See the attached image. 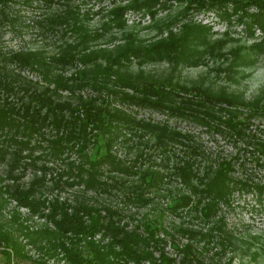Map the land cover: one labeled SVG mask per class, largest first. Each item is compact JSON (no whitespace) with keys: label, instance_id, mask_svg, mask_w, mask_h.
Wrapping results in <instances>:
<instances>
[{"label":"rangeland","instance_id":"1","mask_svg":"<svg viewBox=\"0 0 264 264\" xmlns=\"http://www.w3.org/2000/svg\"><path fill=\"white\" fill-rule=\"evenodd\" d=\"M129 1L53 0L50 4H46L42 0H34L31 4H27L22 0H8L4 12L0 11V51L5 56L13 51L24 50L42 51L45 56L57 54L65 42L75 44L79 40V36L74 32H64V28L58 24H51L49 18L53 14L65 9L69 4L73 10L85 14V23L89 30L93 31L101 28L102 21L107 19L110 8L115 5L127 4ZM159 1L154 7V14L146 10L126 9L124 30H132L140 42L148 44L168 37L169 30L180 33L184 22L199 23L208 27L210 41L224 40L220 49L226 52V57L206 54L203 56L202 62L193 65L183 63L173 65L166 60L140 62L133 55H129L127 60H121L122 70H129L137 74L138 70L142 69V76H146L140 81L143 85H149L152 80H155L156 83L172 80L188 86L193 83L201 87L206 86L212 91H217L219 86H224L228 92L239 95L244 102L258 99L260 104H264V50L260 53L246 52V59L238 63H232L231 54L228 51L230 48L246 46L260 40L264 36V29L253 24L251 30L248 31L244 22L246 18L241 20L236 13L223 15L213 8L206 7L186 9L185 0ZM1 7L3 5H0ZM230 7L231 2H228L227 10ZM255 10L256 7L253 4L247 7L248 12ZM108 31H105L100 37L88 41V45L83 51L88 52L90 49L97 48L112 50L125 42L124 31L115 28V26L110 27ZM80 48L81 46H78V50H82ZM6 62H8L7 68L12 70L11 72H20L40 84L45 83L38 70L27 66L20 68L13 61ZM87 64L90 67L91 63ZM82 67L81 61L75 60L70 66L67 64L61 69L53 68L54 72L61 71L65 75L73 74V80H76L72 89H60V95L75 103L79 96H95L99 93L110 101L111 106H116L125 113L126 116L122 115L118 118L119 130L117 131L119 134L112 144L111 142L108 144L106 150L109 148L116 157L121 159L124 165L128 166L127 170L112 168L106 162L101 163L97 177L104 184L86 188L82 182L75 180L73 174L68 175L61 172V169L66 168L68 162L66 159L72 160L75 164L81 160L76 151H67L69 154L64 160L66 156L64 150L61 155L64 157L61 161L59 158L50 157L48 141L50 135L48 132L52 130V134H54V130L49 125L48 132L44 137L41 138L38 134L32 137L30 141L33 148L31 157H33L36 166L27 164L20 179L23 184L30 183L34 172L38 174L41 172L40 168L42 167L38 166L45 164L47 168L44 172L45 178L41 183L38 182V190L34 192L36 197L44 201L40 206L42 213L33 212L27 205L18 204L15 198L7 197L6 201L0 202V222H5L15 234H18V222L14 218L19 219L28 231H33L43 224L53 228L50 215L51 207H49L48 201H53L55 197H58L59 200H67L74 204L83 195L84 200L99 210V218L103 224H106L110 217L121 224L125 222L126 229L135 228L140 235L147 234L149 225L164 226L170 234L158 229V235L165 237V244L162 247L175 257L176 263H179L183 258V251L171 246L170 242L173 239L170 235L173 234L180 244L188 240L175 229L182 226L206 231L212 221L220 215L225 229L231 233L230 243L219 240L217 232L213 230L204 248L198 246L202 241L193 246L196 258L204 264H211L213 261L223 264L228 258H230V264H264V191L258 196L254 189L251 191L232 190L228 203H219L220 209L210 215L207 220L201 216L200 205L195 209L188 210L191 201H189V205L177 207L176 211L171 210L180 194H188L192 201L198 195V191L193 194L191 189L182 182L181 175L183 173L172 166L179 157L195 154L193 166L200 174L204 166L211 165V169H214L216 162H220L221 159L228 160L230 156H233L231 158L233 166L231 174L236 177H247L256 182H264V165L258 164L264 161V157L260 156V153L252 147L254 143L251 144V141H264V113L251 115L244 128V133L248 136H239L227 127L224 119L229 117L230 113L233 114L234 119L247 117L248 111L243 107L227 104L224 101H215L211 106L212 115H214L212 118H206L209 120L206 123L199 116L196 118L191 115H175L163 108L136 102L130 98L119 99L114 95H107L104 90L99 91L89 83L80 82L83 75L78 74L77 69ZM110 79H114L113 74L110 75ZM121 89L136 96H142L140 90H134L128 86L121 87ZM179 95L197 99V95L183 91L177 95L174 94L175 99L179 98ZM11 96L9 98L14 99V102L20 101V99H16L18 97L16 93ZM192 105L198 108L194 103ZM203 106L206 107L207 104L203 103ZM203 106L199 105V108L203 109ZM139 121L149 123L148 127L143 126ZM126 124H130V128ZM154 125H166L182 133L191 134V140L186 137L181 140L190 141L195 147L186 148L179 140L166 139L159 130L155 129ZM94 130L92 128L87 131V137L90 138L86 145L88 155L96 150V145H93ZM108 135L109 132L105 131L101 140L103 145L106 144L105 139ZM250 135L251 137H249ZM36 139H39V146L34 144ZM164 139L168 142L166 147L160 143V140ZM22 150L25 154L27 148H22ZM11 158L12 155L7 151L4 159L0 160V177L4 176L8 170ZM255 159H258V163L255 162ZM25 160H29V158L26 157ZM148 166L164 172L163 181L156 186L145 187V189L138 188L137 184L142 181V177L136 170H142ZM169 173L172 174L168 176ZM191 178L193 183H197L198 178L195 176H191ZM56 180L58 184L54 183ZM142 183L145 184L144 181ZM137 192L143 193L145 197L143 201H133L131 196ZM107 208L119 211L121 214L119 219L114 214H107ZM84 220L85 222L90 221L87 215L84 216ZM18 237L24 245L25 252L32 258L45 259L48 264H66L64 259L59 258L61 253H59V257L47 256L43 250L38 249L32 243H27L29 241L27 237L23 235ZM89 237L90 235H87L86 238L90 239ZM91 238L99 243H107L111 239V234L104 231V227H100ZM114 244V248L118 250L120 247L116 241ZM81 247L84 254H87L85 246ZM159 247L153 244L149 245L155 256L159 254ZM32 258L18 261L14 259L13 264H34ZM3 260L4 257L0 253V264ZM192 263L197 264L195 261ZM129 264H149V260L141 258L137 262L130 261Z\"/></svg>","mask_w":264,"mask_h":264},{"label":"trees","instance_id":"2","mask_svg":"<svg viewBox=\"0 0 264 264\" xmlns=\"http://www.w3.org/2000/svg\"><path fill=\"white\" fill-rule=\"evenodd\" d=\"M22 1L31 4L34 0ZM42 1L50 4L53 0ZM7 2L8 0H0V5H3L0 8L1 12H4ZM159 2V0H130L127 4L115 5L108 10V17L102 21L101 28L93 31L89 30L85 23V14L81 13V15L78 10H73L68 4L65 9L53 14L49 21L51 24L55 23V25L62 26L64 32L69 31L77 34L79 40L75 44L65 42L61 46V51L51 56H45L42 51L31 50L13 51L5 56L0 51V160L4 159L7 151L12 155L8 163V170L4 176L0 177V202L6 201L7 197H13L18 204H25L33 212L42 213L40 206L43 205L44 201L36 197L34 192L38 190V182L41 183L45 178L44 172L47 169L45 164L38 166L39 168L42 167L40 168L41 172L40 174L34 172L30 183L23 184L20 179L27 164L36 166L33 157H31L33 148L30 141L32 137L37 134L41 138L44 137L48 132L47 127L49 125L54 130V134H52V130L48 132L50 135L48 137L50 157L59 158L61 161L64 155H66L64 160L68 157L69 152L67 151H76L81 160L75 164L72 160L66 159L68 161L66 168L61 169V172L68 175L73 174L75 180L82 182L86 188L96 187L103 183L97 177L101 163L106 162L112 168L127 170L128 166H125L121 159L116 157L109 148L106 150L108 144L110 142L112 144V141L114 142L119 134L117 131L119 130L118 118L125 113L120 108L111 106L110 101L99 93L95 96H79L75 103L60 95V89H72L76 80H73V74L65 75L61 71L54 72L53 68L61 69L67 64L70 66L75 60H80L83 66L77 69L78 74L83 75L80 80L83 84L89 83L97 90H104L107 95L111 94L119 99L130 98L136 102L163 108L171 114L191 115L196 118L199 116L203 118V122H206L209 121L206 118H212L214 115H212L211 106L215 101H224L227 104L243 107L248 111L246 114L248 118L234 119L233 114L230 113L224 121L236 135L248 136L244 133V128L250 116L264 113V104H260L258 99L244 102L239 95L228 92L224 86H219L217 91H212L206 86L201 87L195 83L188 86L172 80L157 83L152 80L149 85H143L140 81L146 76H142V69L138 70L137 74L129 70H122L121 60H127L129 55H133L140 62L166 60L173 65L180 63L193 65L202 62L203 56L206 54L226 57V52L220 49L224 40L210 41L208 27L199 23L184 22L180 33L169 30L168 37L160 38L148 44L140 42L132 30H124L126 9L146 10L154 14V7ZM185 2L186 9L206 7L213 8L223 15L236 13L241 20L246 18L244 22L248 31L251 30L253 24L264 29V0H185ZM228 2H231L229 10H227ZM251 4L255 5L256 10L248 12L247 7ZM112 26L125 32L126 38L123 44L117 45V48L112 50L97 48L90 49L88 52L83 51L87 47L88 41L100 37ZM78 46H81L80 49L82 50H78ZM263 50L264 36L256 42L230 48L228 51L231 54L232 63H238L246 59V52L260 53ZM6 61L15 62L20 68L27 66L38 70L45 83L40 84L20 72H11L12 70L7 68L8 62ZM87 63H91L90 67L87 66ZM112 74L114 79L111 80L110 75ZM124 86L140 90L142 96L139 97L121 89ZM166 87L170 88L165 89ZM181 91L197 95L198 100L190 96L180 95L179 98L175 99L174 94L177 95ZM14 93L18 95L16 99H20L19 102H14V99L9 98ZM192 103L198 108L193 107ZM203 103H206L207 106L204 107ZM199 105L204 108L200 109ZM217 119L219 118L217 117ZM134 122L137 123L138 121ZM140 123L145 127L149 125L147 122ZM126 126L130 128V124H126ZM154 127L166 139L179 140L186 148L195 147L192 142L181 140L183 137L191 140L192 135L187 132L182 133L166 125H154ZM92 128L95 129L92 135H94L93 145H96V150L88 155L86 145L90 138L87 137V131L88 129L92 130ZM105 131L109 132V135L105 139L106 144L103 145L101 140ZM120 135H122L121 132ZM166 139L160 140L163 147L167 146ZM246 143L249 142L246 141ZM252 143H254L252 147L260 153V156L264 157V141L256 140V142L251 141ZM34 144L39 146V139H36ZM22 148H27L25 154ZM64 150L66 154L61 156ZM26 157L29 160H25ZM232 157L216 162L214 169H211V165L204 166L200 174L197 173V168L193 166L195 154L179 157L173 162L172 166L183 173L181 175L182 182L191 189L193 194L198 191V195L192 201L188 194H180L171 210L176 211L177 207L189 205V201H191L188 210L195 209L200 205L201 216L207 220L210 215L220 209L219 203H228L229 196L234 189L244 191L254 189L259 196L264 191V182H256L247 177H236L231 174L233 172ZM255 162L258 163V159H255ZM258 164L264 165V161ZM136 171L142 177V181L137 184L138 188L141 189L159 185L165 176L164 172H160L152 166ZM171 174L169 173L168 176ZM191 176L198 178L197 183L192 182ZM143 181L145 184L142 183ZM54 183L58 184V181L56 180ZM81 196L74 204L67 202V200H59L58 197H55L53 201H48L49 207H51L50 215L53 228L43 224L33 231H28L19 219L14 218L18 222V234H15L5 222H0V253L4 257L1 264H13L14 259L18 261L32 258L25 252L24 245L18 239L19 235L27 237L29 240L27 243H32L38 249L43 250L47 256L59 257V253H61L59 258L64 259L66 264H129L130 261L137 262L141 258H147L149 264H193L192 261L197 264H204L196 258L193 246L202 241L198 246L204 248L213 230L217 232L219 240L227 241L228 244L231 241V233L225 229L220 215L212 221L206 231L178 226L175 230L188 241L180 244L173 234L170 235L173 239L170 242L171 246L183 251L182 260L176 263L175 257L162 247L165 244V237L158 235L159 228L164 233L170 234L164 226L149 225L147 234L140 235L135 228L126 229L127 224L125 222L121 224L110 217L108 222L103 224L100 221V212L96 206L88 203L84 200L83 195ZM131 198L133 201L145 199L141 192H137ZM106 210L107 214H114L119 219V215H121L119 211L111 208ZM85 215L90 219L89 222H85ZM100 227H104V231L111 234L109 242L99 243L91 238ZM87 235H90V239L86 238ZM114 241L120 247L118 250L114 248ZM82 242L83 245H81ZM151 244L160 246L158 256L153 255L149 248ZM81 246H85L87 254H84ZM32 259L34 264H48L45 259ZM229 259L225 260L223 264H230ZM211 264L219 263L213 261Z\"/></svg>","mask_w":264,"mask_h":264}]
</instances>
